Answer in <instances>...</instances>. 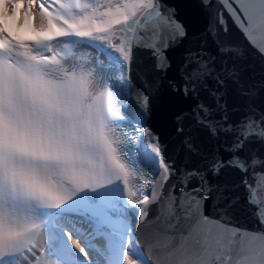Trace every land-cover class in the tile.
Returning a JSON list of instances; mask_svg holds the SVG:
<instances>
[{
	"label": "snow or ice",
	"instance_id": "6c2138e0",
	"mask_svg": "<svg viewBox=\"0 0 264 264\" xmlns=\"http://www.w3.org/2000/svg\"><path fill=\"white\" fill-rule=\"evenodd\" d=\"M218 3L224 30L226 11L264 59V0ZM29 6L40 13V28L30 25ZM169 34L185 35L159 0H0V264H264V156L245 152L247 145H264V111L250 108L237 123H227L218 92L212 94L216 110L225 111L220 120L204 104L195 109L211 135L232 137L224 148L229 158L213 156L208 170L242 173L260 225L255 230L205 215L204 171L186 170L169 185L176 171L157 145L145 153L158 163L159 176L141 184L126 136L116 135L125 119L124 77L105 72L101 57L130 63L133 47L143 46L161 59L159 45L168 46ZM84 41L97 51L94 62L79 54ZM220 51L241 54L239 46L221 44ZM214 60L189 58L186 92L206 87L209 78L223 84L222 75H236L226 66L217 73ZM147 100L143 96L145 109ZM135 131L148 134L143 127ZM151 204L165 219L157 215L151 238L142 240L129 212H138L144 225Z\"/></svg>",
	"mask_w": 264,
	"mask_h": 264
},
{
	"label": "water",
	"instance_id": "95a60500",
	"mask_svg": "<svg viewBox=\"0 0 264 264\" xmlns=\"http://www.w3.org/2000/svg\"><path fill=\"white\" fill-rule=\"evenodd\" d=\"M161 10L170 14L180 25L185 35L172 39L168 36V46L160 43L163 56L158 59L150 48L133 47L132 59L126 64V81L123 84L127 94L126 114L148 129V134L138 136L139 159L149 164L145 153L149 144L157 145L163 160L176 171L168 182H176V177L191 169H200L206 173L208 199L204 202L205 215L224 216L227 221L239 228L255 230L260 227L254 217L251 206L247 203L246 191L241 184L242 173L225 167L218 174L208 170V161L213 156L227 160L230 153L224 150L231 144L232 137L224 132L218 136L210 134L207 127L198 123L195 109L204 104L213 109L214 119L220 120L224 110H216V97L221 94L220 103L226 105L227 123L235 124L253 108L264 111V59L247 43L243 34L235 26L227 12L223 15L225 25L219 23L222 5L218 0H159ZM221 44L239 46L240 55L222 54ZM197 55L205 59L214 57L213 67L217 73L226 68L235 70V76L222 75L223 84L215 79L205 81L195 91L186 92L185 75L188 71L189 58ZM163 64V67H157ZM215 75V73H214ZM147 96V108L142 104ZM245 152H254L264 156V145H247ZM153 165V164H152ZM157 176L159 165L156 163ZM193 185L198 184L194 180ZM191 186V185H190ZM165 187L164 192H168ZM150 194V192H149ZM149 211V223L140 225L138 212H129V221L141 239H150L153 234L151 221L165 216L157 204L146 206ZM163 224L161 223V227Z\"/></svg>",
	"mask_w": 264,
	"mask_h": 264
},
{
	"label": "bare ground",
	"instance_id": "6f19581e",
	"mask_svg": "<svg viewBox=\"0 0 264 264\" xmlns=\"http://www.w3.org/2000/svg\"><path fill=\"white\" fill-rule=\"evenodd\" d=\"M18 8H22V6H18ZM4 11H5L9 16L11 15V9H6V10H4ZM29 13H30V16H31V19H30V25L33 26V27H36V28H40L41 25L44 23V21L42 20V18H41V16H40V13L37 12L36 9H35L34 7H32V6H29ZM17 18H18V22H19V24L22 26V24H23V13H22V10L17 12ZM14 27H15V25H14ZM21 34H25V33L22 32ZM82 45L88 46L86 41L82 42ZM82 45H81V48H82ZM81 48H80V49H81ZM91 49L96 51V49L93 48V47H91ZM89 52H90V51H89ZM79 54H80L81 56L86 55L85 52H80ZM119 64H120V63H119ZM126 64H127V63L120 64L121 67H122V72L125 71ZM120 74H121V72H120ZM120 74H119V75H120ZM123 74H125V73H123ZM124 77H125V76H124ZM125 81H126V78H124V83H125ZM150 163L153 164L152 161H150ZM40 243H41V245L43 244V238H41Z\"/></svg>",
	"mask_w": 264,
	"mask_h": 264
},
{
	"label": "rangeland",
	"instance_id": "374dc122",
	"mask_svg": "<svg viewBox=\"0 0 264 264\" xmlns=\"http://www.w3.org/2000/svg\"><path fill=\"white\" fill-rule=\"evenodd\" d=\"M37 11V10H36ZM38 12V11H37Z\"/></svg>",
	"mask_w": 264,
	"mask_h": 264
}]
</instances>
